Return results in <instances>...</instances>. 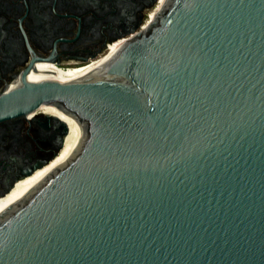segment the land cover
Instances as JSON below:
<instances>
[{
  "label": "water",
  "instance_id": "95a60500",
  "mask_svg": "<svg viewBox=\"0 0 264 264\" xmlns=\"http://www.w3.org/2000/svg\"><path fill=\"white\" fill-rule=\"evenodd\" d=\"M151 16L96 67L0 94V121L50 104L81 129L0 213V264H264V0Z\"/></svg>",
  "mask_w": 264,
  "mask_h": 264
},
{
  "label": "flooded vegetation",
  "instance_id": "af4514ba",
  "mask_svg": "<svg viewBox=\"0 0 264 264\" xmlns=\"http://www.w3.org/2000/svg\"><path fill=\"white\" fill-rule=\"evenodd\" d=\"M159 1L0 0V94L37 72L102 59L145 28ZM55 117L0 121V211L63 145L69 127Z\"/></svg>",
  "mask_w": 264,
  "mask_h": 264
},
{
  "label": "bare ground",
  "instance_id": "6f19581e",
  "mask_svg": "<svg viewBox=\"0 0 264 264\" xmlns=\"http://www.w3.org/2000/svg\"><path fill=\"white\" fill-rule=\"evenodd\" d=\"M163 1L164 0H160L158 2V7H161ZM155 14L156 12L154 13V15ZM151 20H152V17L150 21ZM118 45H116L112 50H114ZM106 56H104L102 59L100 58V60L98 61H92L90 63L84 64V65H78V66L85 67V68L96 67L99 63L103 61V59H105ZM36 111H39L41 113H45L48 115L58 116L63 122H65L68 125L69 131L64 137V142H63L62 147L60 148L58 153L53 157V159L46 166L38 170L34 175H32L31 177L27 178L24 181V183L21 185L19 190L11 196L9 205H5L0 211V213L4 211L6 208H8L11 204L22 199L28 193V191H30L36 184H38L46 175H48L52 170H54L55 168L63 164L67 160L66 157L68 158L70 157V155L72 154V152L74 151L78 143L81 129H80L79 124L75 122L70 116L66 115L56 106L50 105V104H44L40 106Z\"/></svg>",
  "mask_w": 264,
  "mask_h": 264
},
{
  "label": "rangeland",
  "instance_id": "374dc122",
  "mask_svg": "<svg viewBox=\"0 0 264 264\" xmlns=\"http://www.w3.org/2000/svg\"><path fill=\"white\" fill-rule=\"evenodd\" d=\"M158 7V4L155 6V8H154V11H153V13H152V15H154V13L156 12V8ZM151 15L150 16H148V18L146 19V21H145V25H146V23H148L149 21H150V19H151Z\"/></svg>",
  "mask_w": 264,
  "mask_h": 264
}]
</instances>
